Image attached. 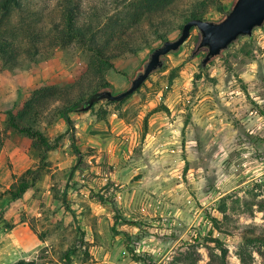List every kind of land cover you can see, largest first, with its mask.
I'll list each match as a JSON object with an SVG mask.
<instances>
[{"label": "rangeland", "instance_id": "obj_1", "mask_svg": "<svg viewBox=\"0 0 264 264\" xmlns=\"http://www.w3.org/2000/svg\"><path fill=\"white\" fill-rule=\"evenodd\" d=\"M140 1L33 0L38 15L5 20L20 48L0 68V232L30 231L13 264H264V25L205 69L193 29L126 100L71 113L73 129L60 114L126 91L188 20L236 2Z\"/></svg>", "mask_w": 264, "mask_h": 264}, {"label": "water", "instance_id": "obj_2", "mask_svg": "<svg viewBox=\"0 0 264 264\" xmlns=\"http://www.w3.org/2000/svg\"><path fill=\"white\" fill-rule=\"evenodd\" d=\"M264 25V0H236L233 8L219 22L192 18L188 20L180 35L175 40H168L154 49L140 71L132 80L129 89L113 94L110 91L102 93V97L111 102L124 101L136 93L151 77L165 65V57L180 49L188 40L193 29L200 33V43L195 56L201 49L206 55L202 60L201 68L205 69L214 59L228 51L236 42L243 38H251L254 31Z\"/></svg>", "mask_w": 264, "mask_h": 264}, {"label": "trees", "instance_id": "obj_3", "mask_svg": "<svg viewBox=\"0 0 264 264\" xmlns=\"http://www.w3.org/2000/svg\"><path fill=\"white\" fill-rule=\"evenodd\" d=\"M142 1L144 0H141L140 2ZM153 1L154 0H146L144 1V3L147 2L145 4L152 5ZM156 1L158 2L157 6H159L162 5L165 0H155L154 2L156 3ZM39 7L40 5L38 3H34L33 0H0V68L4 65L8 66L11 64L13 66L14 64L15 65L18 64V62H16L17 60L16 57H17V51L20 48L18 42H16L12 38L10 39L9 37H7V33H5L6 32L5 28H3L5 26V20L11 17L16 10L25 11L30 15H38L37 13L40 10ZM73 10L74 9L72 8L67 9L68 15H72ZM193 18L203 19L201 16L198 15L194 16ZM97 33L98 32L96 31L95 34ZM82 38H83V45L89 46L90 49H94L98 51L102 46V42H103L102 38L99 39L94 38V39H90L89 41H86L85 39L86 37L84 36H82ZM102 93H103L102 91L94 92L84 99L78 100L70 105H67L60 111V114L66 120L70 128L73 129L72 121L70 118L71 113L88 112L91 111L99 103L111 102L108 99L102 97ZM10 123L12 127L15 130L19 131L20 133L29 134L32 136H38L43 142L46 143V141L41 137V134L31 133L29 130L24 129L19 124H16L15 121H11ZM19 183L20 184L15 188V191H12L10 193L14 201L19 200L26 193V191L32 186L30 185V183L26 181L24 177L20 179Z\"/></svg>", "mask_w": 264, "mask_h": 264}, {"label": "crops", "instance_id": "obj_4", "mask_svg": "<svg viewBox=\"0 0 264 264\" xmlns=\"http://www.w3.org/2000/svg\"><path fill=\"white\" fill-rule=\"evenodd\" d=\"M29 233L25 223L19 224L8 233L0 232V264H13V251L26 249Z\"/></svg>", "mask_w": 264, "mask_h": 264}]
</instances>
